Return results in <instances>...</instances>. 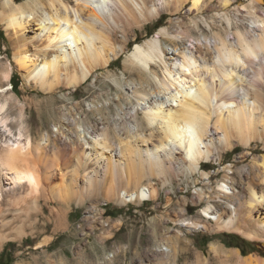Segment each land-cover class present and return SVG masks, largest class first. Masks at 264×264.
<instances>
[{"label":"bare ground","instance_id":"obj_1","mask_svg":"<svg viewBox=\"0 0 264 264\" xmlns=\"http://www.w3.org/2000/svg\"><path fill=\"white\" fill-rule=\"evenodd\" d=\"M242 3L26 0L18 4L0 0V21L13 36H23L30 24L35 25L29 30L33 36L13 37L15 62L30 84L45 93L78 87L127 51L122 65L127 81L113 74L120 89L116 102L133 99L137 104L117 113L119 120L103 124L99 134H92L91 142L84 135L83 142L73 139L64 131L60 132V145L51 143L48 134L44 142H33L28 136L21 138L20 131L14 140L0 139V227L9 228L13 220L7 216L11 212L18 215L22 203L30 202L34 211L40 210V195L47 200L58 198L65 205L68 189L78 194L83 189L101 190L107 200L141 203L159 193L153 179L170 188H174L171 179L181 175L198 174L209 180L205 162L216 156L221 161L222 153L238 145L244 148L240 158L253 154L252 142L264 149V10L261 0ZM24 9L36 14L30 17ZM164 13L172 16L167 25L138 41V30L147 23L155 24ZM33 38L36 49L27 54L26 44ZM1 75L6 79L9 71ZM130 82L134 85L124 97L121 90ZM4 107L0 104V111ZM8 119L1 116L0 125L11 133ZM121 129L126 130L125 136ZM65 148L70 152L65 153ZM72 153L76 156L74 176L66 182ZM252 156L255 180L245 182L246 198L239 197L236 185L237 179H244L243 173L236 179L232 166L223 165L222 179L214 188L203 183L194 191L199 202L204 197L209 202L214 193L215 206L221 210L213 212L208 203L202 209L204 222L185 220L180 225L191 230L236 232L264 243V155L259 159ZM80 169L78 191L74 185ZM143 180L148 181L144 184ZM49 209L57 219L60 210ZM21 228L15 225L12 231L18 236ZM180 232L168 238L165 258L157 257L156 264H178L180 253L190 249L188 240L178 242ZM208 251L220 264H264V255L257 252L243 255L239 248L218 243H209ZM187 264L211 262L204 251H197Z\"/></svg>","mask_w":264,"mask_h":264},{"label":"rangeland","instance_id":"obj_2","mask_svg":"<svg viewBox=\"0 0 264 264\" xmlns=\"http://www.w3.org/2000/svg\"><path fill=\"white\" fill-rule=\"evenodd\" d=\"M14 1L20 4L26 0ZM261 1L264 10V0ZM247 2L248 0H240L242 4ZM24 11L30 17L36 14V11L35 13L27 9ZM171 17L164 13L156 18L155 24L147 23L144 29L138 30L141 36L138 41L152 37L160 27L167 25ZM28 28L33 29L35 25L30 24ZM27 30L23 31V36L21 33L13 36L12 30L7 29L6 24L0 21V104L4 103L5 106L0 111V117L5 115L9 118L8 123L12 131L11 133L3 131L5 129L0 125L2 141L5 138L14 140L20 131L23 134L21 138L28 136L33 142H44L48 134L51 143L60 145V132L64 131L69 132L73 139L78 137L77 139L83 142L84 135L83 138L91 142L92 134H99L103 124L111 122L114 118L118 119L117 113L121 114L136 104L133 99L131 102L126 99L121 100L120 103L116 102L120 89L113 81V74L127 81L122 71L127 51L113 60L107 69L95 71L78 87H63L52 93H45L34 87L25 79L13 56L14 38L18 37L22 40L24 36H33V31ZM144 32H147V35L143 36ZM29 40L30 42L26 44L29 49L27 54L34 52L37 45L35 38ZM132 46L133 41L129 48ZM4 70L9 71V77L6 79L1 75ZM133 85L130 82L121 90L124 97H127L126 93ZM63 118L71 124H66ZM120 132L121 136H125V129H121ZM110 134L112 135L113 132L111 131ZM252 143V155L259 159L264 155V149L259 142L257 145L256 142ZM63 150L61 153L70 152L68 148L67 151ZM243 152V146L238 145L235 149L222 153L221 161L216 156L213 160L205 162V170L211 175L209 180L203 179L198 174L193 177L181 175L171 179L174 188H170L167 182L164 185L160 180L153 179L152 182L156 181V186L159 187V193L154 199H145L141 203L121 204L107 200L101 190L88 189H83L84 191L81 189L80 194L72 191L73 189L66 190L68 195H65L68 199L64 198L65 195L61 196L67 200L65 205L60 204L58 198L53 197L51 201L40 195L36 203L41 211H34L30 202L22 203L21 206L24 208L18 215H13L14 212H11L7 216L10 221L13 220L10 223L13 227L22 226L20 234L18 236L14 234L11 225L9 228L0 227V254L2 253L0 264H156L157 257L165 258L168 238L174 237L177 230H181L178 242L182 243L183 238L184 241L188 240L187 243L190 245L186 253H180L178 264H187L194 259L197 251H204L211 264H220L213 254L209 253V243L222 244L225 248H239L243 255L256 252L264 255V243L249 240L239 233L210 232L201 228L191 230L180 225L185 220L204 222L202 209L208 203L213 206L211 208L213 212L216 209L221 210L215 206L217 198L214 193L210 194L209 202L205 197L199 202L194 191L203 183H208V186L214 188L217 181L222 179L223 165L232 166L236 179L239 172L243 173L244 179H237L236 185L240 190L239 197L246 198L243 186L246 181L255 180L253 179L255 176L251 165L253 156L240 158ZM72 155L68 163V169L71 170L68 171L67 177L65 176L68 179L66 182H70L69 179L74 176L72 168L76 166V156L74 157L73 153ZM82 174L83 170L80 169L77 173L79 177L75 175L78 179L74 186L78 191H80L79 184H82V176H80ZM147 181L143 180V183L146 184ZM49 208L58 212L60 210L58 217H61L54 220Z\"/></svg>","mask_w":264,"mask_h":264},{"label":"trees","instance_id":"obj_3","mask_svg":"<svg viewBox=\"0 0 264 264\" xmlns=\"http://www.w3.org/2000/svg\"><path fill=\"white\" fill-rule=\"evenodd\" d=\"M2 253L0 254V259H1Z\"/></svg>","mask_w":264,"mask_h":264}]
</instances>
